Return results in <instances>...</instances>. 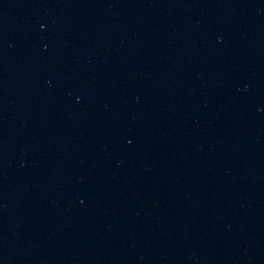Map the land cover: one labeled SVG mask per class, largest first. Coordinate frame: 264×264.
I'll return each instance as SVG.
<instances>
[{"label":"water","instance_id":"1","mask_svg":"<svg viewBox=\"0 0 264 264\" xmlns=\"http://www.w3.org/2000/svg\"><path fill=\"white\" fill-rule=\"evenodd\" d=\"M0 264H264V0H0Z\"/></svg>","mask_w":264,"mask_h":264}]
</instances>
